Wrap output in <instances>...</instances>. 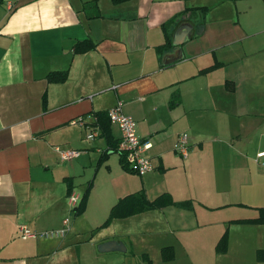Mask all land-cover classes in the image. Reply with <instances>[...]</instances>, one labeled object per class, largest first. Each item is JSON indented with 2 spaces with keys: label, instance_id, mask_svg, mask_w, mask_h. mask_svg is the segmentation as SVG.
Here are the masks:
<instances>
[{
  "label": "crops",
  "instance_id": "1",
  "mask_svg": "<svg viewBox=\"0 0 264 264\" xmlns=\"http://www.w3.org/2000/svg\"><path fill=\"white\" fill-rule=\"evenodd\" d=\"M50 72L65 76L48 81ZM118 101L150 143L153 169L142 176L110 148L120 139L115 124L109 139L91 116L85 127L73 123ZM91 128L97 135L88 140ZM183 132L186 159L174 151ZM54 146L79 153L61 162ZM260 151L264 0H0V264H137L138 218L143 235L162 236L152 264H264V223L247 222L264 211ZM101 176L109 183L95 195ZM77 187V206L87 191L85 206L64 237H19L22 225L60 228ZM139 192L186 206L116 218L108 232L102 222L94 235L76 228L90 208L99 221ZM110 240L125 251L99 252Z\"/></svg>",
  "mask_w": 264,
  "mask_h": 264
},
{
  "label": "built area",
  "instance_id": "2",
  "mask_svg": "<svg viewBox=\"0 0 264 264\" xmlns=\"http://www.w3.org/2000/svg\"><path fill=\"white\" fill-rule=\"evenodd\" d=\"M107 117L111 124H115L120 132V140L117 147L119 155L122 156L127 167L136 173L137 175H144L153 169L152 163L146 156L145 152L150 147V143L141 139L136 134L135 123L131 117L122 113L121 102L118 101L114 106L106 110ZM95 120L94 117H91ZM80 127H85V118L82 116L77 117L74 122ZM97 135V129L91 128L86 133L88 140H93ZM54 150L59 154V160L61 162H67L74 158L79 151L62 149L58 146H54ZM189 142L188 134L180 133L174 144V151L183 159L188 157ZM256 161L264 168V151H260L256 154ZM79 200V194L71 191L67 195L68 210L73 215L74 208L77 206ZM70 214V213H69ZM71 221L68 216L64 217L61 222V227L58 229H52L42 232L31 231L27 226L22 225L18 228L19 237L22 240L28 238H62L70 230Z\"/></svg>",
  "mask_w": 264,
  "mask_h": 264
},
{
  "label": "trees",
  "instance_id": "3",
  "mask_svg": "<svg viewBox=\"0 0 264 264\" xmlns=\"http://www.w3.org/2000/svg\"><path fill=\"white\" fill-rule=\"evenodd\" d=\"M124 1H126V0H112V2L115 4L121 3ZM169 24H170V21H168L162 25V29L164 31V35L166 38H167V26ZM167 46H169L168 38L166 39L163 47H167ZM89 48L91 49V48H93V46H89ZM160 50L161 49H159L158 52H161ZM212 68L213 67H211L210 69H212ZM64 76H65V74L63 72H50L46 76V79L48 81H57V80H62L64 78ZM171 102L172 103L176 102V96L174 97V99H172ZM86 116L94 117L95 118V121H94L95 124H97V126H99L100 129L101 128L103 129L102 133L107 134V137L109 139L112 138V136L110 135V132H109V128H108V125H110L111 123L107 117L106 111L102 112V113L99 112V113H92L89 115H82L83 118H87ZM94 126H96V125H94ZM119 140L118 141L114 140L112 143L109 144L110 148H112L116 152H118L117 147L119 144ZM120 162H121L123 167L128 168L121 155H120ZM86 197H87V191L82 196L80 204L74 208L73 216H77L80 212H82V210L85 206ZM185 204H186L185 202L184 203L174 202L168 194H162V195L158 196L156 199H154L153 201H148L142 192L134 193V194H131V195L124 197L123 199H120L111 208L107 219L101 225V227H105V226L109 225L113 219L122 218L125 216H130V215H133V214H136V213L148 210V209L162 208L163 206H166V205H176V206L184 207ZM243 222H245V221H243ZM247 222H249V223H264V211L260 212L258 218L254 219V220H247ZM226 238H227V233L225 232L215 247L216 253L224 252L225 247H226ZM161 256H162L163 261L170 260L173 257L171 248H163L161 251ZM140 259L144 264H151L148 257L144 254L141 256Z\"/></svg>",
  "mask_w": 264,
  "mask_h": 264
},
{
  "label": "rangeland",
  "instance_id": "4",
  "mask_svg": "<svg viewBox=\"0 0 264 264\" xmlns=\"http://www.w3.org/2000/svg\"><path fill=\"white\" fill-rule=\"evenodd\" d=\"M88 142V141H87ZM91 142V141H90ZM87 172H88V170H86V171H84V176H87ZM109 183V179L107 180V177L106 176H101L98 180H97V190L95 191V195H96V193H98L100 190H102V189H104L105 187H107V184ZM82 189H80L79 187H77L76 188V190H74V192H76V193H80V191H81ZM158 190L159 189H157V191H155V192H158ZM159 193H161V192H159ZM159 193H153V194H156V195H158ZM153 194H151V196H156V195H153ZM153 197V198H154ZM98 200V199H97ZM177 203H184V200L183 201H179V202H177ZM95 206V205H94ZM93 206V207H94ZM176 206V205H175ZM186 206V204L184 205V207ZM176 207H180V206H176ZM182 208V207H181ZM156 214V213H155ZM141 215V214H140ZM158 215V214H157ZM68 216V218L70 219V221H71V224H72V222H73V219H74V216H72L71 214H68L67 215ZM141 217H143L144 219H146L147 218V216H142L141 215ZM106 217H104L103 219H99V221H97L98 219H94V216H93V212H92V210H91V208H90V210H88V212L85 214V215H83V218H80L79 219V222H77L78 224L76 225V228L77 229H79V230H81V231H83V232H86V231H88V230H92L93 229V235L95 234V229H96V226H98V225H100L102 222L104 223L105 222V220L107 219H105ZM139 220V222H137L136 224H134L133 225V227H132V230H134L133 232H137L134 236V242H133V244H134V246H133V249H132V252H133V254H134V256H132L133 258H134V261H136L137 262V264H143L142 263V261H141V257L140 256H142L143 254L144 255H146L147 257L149 256L150 257V254L151 255H153V254H155V253H157L158 251L157 250H155V249H153V243L155 242V241H161L162 240V236H160V235H155V234H142L143 233V231H144V228H145V226H143V227H141V224L140 223H144V221H141L140 219L141 218H138ZM136 221V220H135ZM127 222H124V224H126ZM138 224H140V225H138ZM72 226V225H71ZM108 226V225H107ZM107 226H105V227H107ZM105 227H102V228H99L100 229V231L102 230V231H104V232H108L111 228H112V225L108 228V229H106ZM103 228H105V230H103ZM158 228H160V227H158ZM98 229V228H97ZM96 229V230H97ZM103 232V233H104ZM88 233V232H87ZM87 233H85V235H83V236H80L79 238H80V240L81 239H83L84 238V236H86V234ZM148 257V259L150 260V262H151V264H152V262L154 263V261H152L153 259H152V257H150L149 258ZM132 261V260H131Z\"/></svg>",
  "mask_w": 264,
  "mask_h": 264
},
{
  "label": "water",
  "instance_id": "5",
  "mask_svg": "<svg viewBox=\"0 0 264 264\" xmlns=\"http://www.w3.org/2000/svg\"><path fill=\"white\" fill-rule=\"evenodd\" d=\"M97 249L99 252L125 251L124 245L116 240L103 242L98 245Z\"/></svg>",
  "mask_w": 264,
  "mask_h": 264
}]
</instances>
